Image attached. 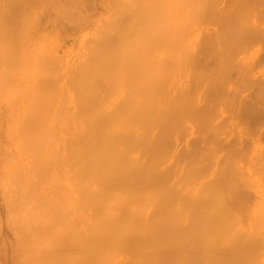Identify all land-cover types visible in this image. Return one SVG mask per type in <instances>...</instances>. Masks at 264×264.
I'll return each instance as SVG.
<instances>
[{
    "label": "bare ground",
    "instance_id": "1",
    "mask_svg": "<svg viewBox=\"0 0 264 264\" xmlns=\"http://www.w3.org/2000/svg\"><path fill=\"white\" fill-rule=\"evenodd\" d=\"M149 1L128 57L0 38V264H264V0Z\"/></svg>",
    "mask_w": 264,
    "mask_h": 264
},
{
    "label": "rangeland",
    "instance_id": "2",
    "mask_svg": "<svg viewBox=\"0 0 264 264\" xmlns=\"http://www.w3.org/2000/svg\"><path fill=\"white\" fill-rule=\"evenodd\" d=\"M5 2V7L3 5V3ZM14 1L15 0H0V16H1V20L0 22V38H11V36L13 37L14 35L16 36V38H24L26 37L25 41L27 40V42H29V44L26 42V46L24 44V48L25 51H29V49L31 48V44L32 45H37L38 47L39 46H43L44 48L48 47L47 45H49V47L51 46V48L53 47V50L56 51V52H59V53H65V52H74V51H77V50H84V51H89V50H99V51H102V53H107V51L109 52H123L124 50V54L123 55H127L126 57H128V54L130 55L131 53H135L137 52L138 50L135 48L136 45H133L136 43V39L134 38V32H135V27L133 28V26H135V24H138L139 25H142L144 24V26L147 27V25H145V23H142V21H146L145 19L149 18L150 20V17H147L145 18L143 16V12L142 11V4L138 6L135 5V0H130L132 3H133V7L132 8V5L131 3L129 2V0H121V3H120V0H33L34 2H32L31 4V1L32 0H19L18 3H15V7L16 8V5H19V7L21 8H16V10L14 9H11L12 11L8 10L10 9L12 6L10 5H13L14 6ZM17 1V0H16ZM15 1V2H16ZM51 1V2H50ZM92 1H93V4H92ZM114 3H113V2ZM115 1H117L115 3ZM128 1V3L126 4V2ZM142 1V0H141ZM149 1V0H148ZM159 1V0H158ZM164 1V0H163ZM225 1V3H224ZM226 1H227V5L229 4V7L228 8H231L233 9V6L230 7V2L229 0H220V2L218 0H216V3L218 5V7H220L221 5L225 8L226 6ZM28 2V4H27ZM125 2V3H124ZM162 3V1H159V3ZM29 3L31 4V6L29 5ZM87 3V4H86ZM90 3V4H89ZM119 3V5H118ZM145 3V2H144ZM150 3V1H149ZM160 3V6L161 7V4ZM220 3V4H219ZM224 3V4H223ZM21 4V6H20ZM23 4V6H22ZM25 4V5H24ZM122 4V6H121ZM131 5V6H129ZM151 5V3L149 4ZM220 5V6H219ZM232 5V3H231ZM250 5V4H249ZM248 4L245 5L247 6L245 8V10L251 6H249ZM252 5V4H251ZM6 6H8V9L6 8ZM28 6V7H27ZM53 6V7H52ZM55 6V8H54ZM136 6H138L136 8ZM152 6V5H151ZM221 6V8H223ZM253 6V5H252ZM10 7V8H9ZM25 7H27L28 9H26ZM50 7V8H49ZM112 7V8H111ZM116 7V9H115ZM118 7H121V8H118ZM127 7V8H126ZM132 8L131 10L128 9V8ZM2 8V9H1ZM6 8V9H5ZM52 8V9H51ZM63 8V10H62ZM87 8V9H86ZM140 8V10H139ZM148 8V6H147ZM150 8V6H149ZM148 8V9H149ZM227 8V9H228ZM235 8V7H234ZM244 8L241 7L242 11H240L241 13L244 12ZM255 8V6H254ZM258 8V7H257ZM4 9L5 13H9L11 14L10 18H9V14H8V17H6L7 14L5 13H2L4 11H2ZM44 9V11H43ZM61 9V11L59 10ZM68 11H67V10ZM71 9H73L72 11H70ZM120 9V10H118ZM136 9V10H135ZM230 9V12H232L233 10ZM249 9V8H248ZM247 9V10H248ZM259 9V8H258ZM262 9V8H261ZM14 10V11H13ZM66 10V11H64ZM111 10V11H110ZM115 10V11H113ZM130 10V11H129ZM229 10V9H228ZM239 10H240V7H239ZM28 11H30L29 13H27ZM47 11V12H46ZM52 13H51V12ZM124 11H126L124 13ZM128 11V12H127ZM140 11V12H139ZM146 11V10H145ZM149 11V10H148ZM237 12L235 14H238V10H234V12ZM17 12V13H16ZM55 12V13H54ZM59 12V13H57ZM114 12V13H113ZM130 12H133V13H130ZM136 12H138L136 14ZM240 12L238 15H240ZM247 12V11H246ZM264 11L263 10H252L251 13H255V14H251L249 15L250 19L252 21H254L256 19V22L255 24L258 23H262V25H260V27H262L264 25ZM2 13V14H1ZM14 13V14H13ZM19 13V15H18ZM22 13V14H20ZM39 13V15H38ZM46 13V15H44ZM73 13V14H72ZM79 13V14H78ZM139 13H142V16H139ZM257 13V14H256ZM5 14V15H4ZM15 14H17L18 16H15ZM30 14V15H29ZM53 14V15H52ZM55 14V15H54ZM61 14V15H60ZM65 14V16H64ZM70 14V15H69ZM115 14V15H114ZM118 14V15H117ZM119 14H121L119 16ZM127 14V15H126ZM129 14V15H128ZM133 14V15H132ZM244 14H249V13H244ZM4 18H3V16ZM63 15V17H62ZM84 15V16H83ZM113 15V16H111ZM126 18L125 20L124 17ZM132 15V16H131ZM243 15V13L241 14ZM259 15V16H258ZM262 15V16H261ZM26 16V17H25ZM28 16V17H27ZM45 16V17H44ZM79 16V17H78ZM111 16V18H110ZM118 16V17H117ZM233 16V14H232ZM248 16V15H247ZM244 17L245 18H248V17ZM16 18V22H15V18ZM18 17V18H17ZM20 17L21 20H18ZM36 17V18H35ZM40 17V18H39ZM59 17V18H58ZM109 17V18H108ZM120 17V18H119ZM140 17V18H139ZM144 17V18H142ZM242 17V18H243ZM256 17V18H255ZM2 18L3 20L5 18H7L6 22L8 21V23H6L5 21H2ZM14 18V19H13ZM26 18V20H25ZM64 18V19H63ZM117 18V19H116ZM122 18V19H121ZM259 18V19H258ZM9 19H10V22H9ZM129 19V20H128ZM143 19V20H141ZM249 19V18H248ZM249 19V21H250ZM258 19V21H257ZM18 20V21H17ZM58 20V22H57ZM116 20V21H115ZM132 20V21H131ZM135 20V21H134ZM246 20V19H245ZM260 20V21H259ZM14 21V22H12ZM42 21V22H41ZM114 21V22H113ZM118 21V23H117ZM123 21V22H122ZM129 21V22H128ZM141 23H140V22ZM251 21V22H252ZM6 23L5 25L3 23ZM21 22V24H20ZM41 22V24L39 23ZM44 22V23H43ZM57 22V23H56ZM66 22V23H65ZM107 22V23H106ZM121 22V23H120ZM132 22V24H131ZM17 23V24H16ZM49 23V27H48V24ZM58 25H56V24ZM64 23V24H63ZM75 23V24H74ZM96 23V24H95ZM109 23V24H108ZM111 23V24H110ZM8 24H11L10 26ZM15 24V26H14ZM20 24V25H19ZM68 24V25H67ZM73 24V25H72ZM77 24V26H76ZM107 24V25H106ZM127 24V25H126ZM134 24V25H133ZM5 28H4V26ZM73 27H72V26ZM112 25V26H111ZM121 25V26H120ZM124 25V26H123ZM133 25V26H132ZM9 26V27H8ZM14 26V27H12ZM22 26V27H21ZM61 26V27H60ZM66 26V27H65ZM71 26V27H70ZM111 26V27H110ZM126 26V27H125ZM12 27V28H11ZM20 27V29L18 28ZM46 27H47V30H46ZM68 27V28H67ZM76 27V28H75ZM110 27V28H109ZM113 27V28H112ZM116 27V28H115ZM264 27V26H263ZM262 27V28H263ZM10 28V29H9ZM16 28V29H14ZM124 29L121 31V29ZM129 28V29H128ZM7 31H6V30ZM21 29H23L21 31ZM64 29V30H63ZM112 29V31L110 30ZM18 30V31H17ZM69 30V31H68ZM104 30V31H103ZM119 30V31H118ZM148 30V28H147ZM153 30V34H155V32L157 33V28L155 26H151V31ZM13 31V32H12ZM15 31V32H14ZM21 31V32H20ZM54 31V32H53ZM67 31V32H66ZM75 31V32H74ZM101 31V33H100ZM116 31V32H114ZM128 31V33H127ZM143 31V30H142ZM155 31V32H154ZM3 32H4V35H3ZM7 32V34L5 33ZM9 32V33H8ZM107 32V34H106ZM120 32V33H119ZM126 32V34H125ZM13 33V34H12ZM49 33H52L51 35ZM112 33V34H111ZM117 33V34H115ZM119 33V34H118ZM123 33V34H122ZM142 33V32H141ZM147 33V32H146ZM162 33V32H161ZM160 33V34H161ZM7 36H6V35ZM9 34V35H8ZM65 34V35H64ZM68 34V35H67ZM104 34V36H103ZM111 34V35H110ZM121 34V35H120ZM20 35H22L23 37H21ZM62 35V36H60ZM115 37H114V36ZM162 35V34H161ZM54 36V37H52ZM103 36V37H102ZM144 36V37H143ZM145 34L142 35L140 34L139 38H145ZM44 37H46L45 39H43ZM48 37L50 38V40H48ZM86 38V43L87 46H90L88 48H84L82 49L80 47V40L82 41L81 38ZM91 37V38H90ZM97 37V38H96ZM123 37V38H122ZM136 37V35H135ZM147 37V36H146ZM17 38V39H18ZM80 38V39H79ZM99 38V39H98ZM135 39V42L134 41H131V40H134ZM137 38V37H136ZM23 39V40H24ZM57 39V40H56ZM60 39V40H59ZM106 39V40H105ZM120 39V40H119ZM131 39V40H129ZM147 40V38H145ZM150 39V38H148ZM46 42L44 43L43 42ZM47 40V41H46ZM53 40H54V43H53ZM75 40V41H74ZM92 40V41H91ZM99 40L100 43H98L97 41ZM102 40H105L104 44H103V41ZM144 40V39H143ZM162 40V38H161ZM88 41V42H87ZM131 41V42H130ZM145 41V40H144ZM49 42V43H48ZM51 42V43H50ZM61 42V43H60ZM94 42V43H93ZM102 42V44H101ZM160 42V41H159ZM158 42V43H159ZM36 43V44H34ZM44 43V44H43ZM84 43V42H83ZM90 43V44H89ZM93 43V44H92ZM108 43V44H107ZM111 43V45H110ZM145 43L148 45V41ZM30 46H28V45ZM39 44V45H38ZM137 44V43H136ZM142 44V43H140ZM46 45V46H45ZM109 45V47H108ZM160 45V44H159ZM264 45V44H263ZM262 45V46H263ZM28 46V48H26ZM76 46V47H75ZM95 48H93V47ZM120 46V47H119ZM128 46V47H127ZM162 45H160V47L158 46L157 48H162L161 47ZM42 47V48H43ZM80 47V48H79ZM93 49H92V48ZM114 48V49H111ZM116 47V48H115ZM102 48V49H101ZM146 48V47H144ZM41 50V48H39ZM48 49L50 48H47V51ZM101 49V50H100ZM127 49V50H125ZM131 49V50H130ZM149 49V48H147ZM163 49V48H162ZM107 50V51H106ZM114 50V51H113ZM142 50V48H141ZM156 51V49H151V51ZM160 50V51H159ZM24 51V50H23ZM50 51V50H49ZM127 51V52H126ZM147 51V50H146ZM150 51V50H148ZM147 51V52H148ZM157 51H159V55L162 54L160 53L162 50L161 49H157ZM164 52H167L166 49L164 48L163 49ZM155 53H158V52H155ZM128 59V58H127ZM210 59V58H209ZM208 59V60H209ZM212 61V60H210ZM210 61H206V63H209ZM130 63V62H129ZM201 62H199L200 64ZM202 63H204L205 65V62L204 60H202ZM201 63V65L203 66V64ZM212 63V62H210ZM210 63L208 65H210ZM111 65V66H110ZM109 67H115L114 64H110ZM113 65V66H112ZM131 65V64H130ZM200 65V66H201Z\"/></svg>",
    "mask_w": 264,
    "mask_h": 264
}]
</instances>
